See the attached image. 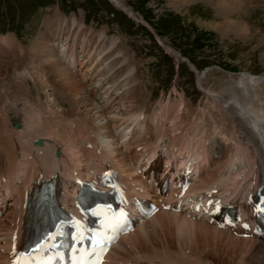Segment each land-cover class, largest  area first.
Masks as SVG:
<instances>
[{"label":"bare ground","instance_id":"bare-ground-1","mask_svg":"<svg viewBox=\"0 0 264 264\" xmlns=\"http://www.w3.org/2000/svg\"><path fill=\"white\" fill-rule=\"evenodd\" d=\"M108 1L154 32L118 0ZM224 1L231 13L242 5ZM57 19L59 25L48 30L36 52L26 53L20 70L14 65L10 74L6 61L0 63V264H8L24 242L35 188L60 181V202L72 212L75 185H93L108 171L117 174L130 201H165L172 208L180 203L181 210L161 209L121 237L104 264H264V237L243 238L238 234L247 232L238 227L219 230L206 218L217 205L245 210L264 189V77L228 75L210 87L197 76L204 94L197 104L178 86L152 102L116 36L75 16ZM218 27L248 31L242 24ZM0 45V60L24 58L20 46L9 50L18 45L11 36H0ZM181 160L185 164L178 165ZM189 168L193 177L182 196L177 184L166 200L149 184L150 173L151 184L174 179L173 171L189 180Z\"/></svg>","mask_w":264,"mask_h":264},{"label":"rangeland","instance_id":"rangeland-1","mask_svg":"<svg viewBox=\"0 0 264 264\" xmlns=\"http://www.w3.org/2000/svg\"><path fill=\"white\" fill-rule=\"evenodd\" d=\"M118 1L136 20L141 18L148 24L167 47L187 58L200 74L168 53L144 24L107 0H0V36L14 38L18 45L9 50L20 46L24 53V58L21 55L16 60L19 64L8 57L0 63L6 61L10 74L14 65L20 70L27 54L36 52L43 38L49 37V29L59 25V16H75L86 27L105 29L109 37L120 40L137 64L138 77L147 89L146 96L152 95V102L169 97L178 86L197 104L204 94L196 75L206 77L210 87L225 77L235 79L240 73L264 77V0H241L239 10L233 13L228 12L224 0ZM228 23L235 29L242 24L248 31L241 34L218 27ZM2 49L0 45V53ZM34 60L40 62L38 57ZM48 79L53 80L49 75ZM30 95H35L33 88Z\"/></svg>","mask_w":264,"mask_h":264},{"label":"snow or ice","instance_id":"snow-or-ice-1","mask_svg":"<svg viewBox=\"0 0 264 264\" xmlns=\"http://www.w3.org/2000/svg\"><path fill=\"white\" fill-rule=\"evenodd\" d=\"M124 217L125 213L121 211L119 218H114V221L109 223L107 227L112 230L118 228L119 224L123 222ZM52 239H54V237L48 238L49 241ZM98 244L100 248V254L102 255L103 251L106 249V244L103 240L99 241ZM51 247H53V245L46 241L45 244L39 245L31 254L27 256L26 259L18 260L14 256L13 264H51V261L54 258L47 256V252Z\"/></svg>","mask_w":264,"mask_h":264},{"label":"water","instance_id":"water-1","mask_svg":"<svg viewBox=\"0 0 264 264\" xmlns=\"http://www.w3.org/2000/svg\"><path fill=\"white\" fill-rule=\"evenodd\" d=\"M40 143V142H39Z\"/></svg>","mask_w":264,"mask_h":264}]
</instances>
